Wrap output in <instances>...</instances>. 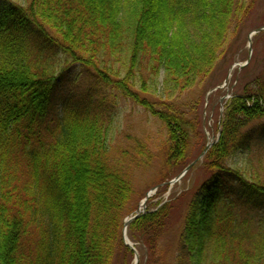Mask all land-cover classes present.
<instances>
[{
    "label": "trees",
    "instance_id": "obj_1",
    "mask_svg": "<svg viewBox=\"0 0 264 264\" xmlns=\"http://www.w3.org/2000/svg\"><path fill=\"white\" fill-rule=\"evenodd\" d=\"M243 3L0 0V264H123L131 257L123 221L135 210V191L130 172L110 160L111 91L167 128L164 168L182 171L200 116L197 102L188 116L180 98L215 73ZM159 83V98L149 99ZM70 87L74 95H66ZM238 87L205 155L209 178L190 199L174 264H202L209 243L211 264H264L263 234L236 224L231 210L218 214L229 199L228 209L264 210V183L228 163L239 152L264 150V74ZM172 207L147 210L128 227L153 264L161 261Z\"/></svg>",
    "mask_w": 264,
    "mask_h": 264
},
{
    "label": "rangeland",
    "instance_id": "obj_2",
    "mask_svg": "<svg viewBox=\"0 0 264 264\" xmlns=\"http://www.w3.org/2000/svg\"><path fill=\"white\" fill-rule=\"evenodd\" d=\"M242 1L244 2L243 12L241 11L238 18L235 19L237 26L231 29L226 53L218 62L215 73L205 83L180 98V103L188 116H190L191 102H197L195 113L200 116V122L194 134L196 136L192 139L187 152L189 163L197 159L199 161H196L184 176L180 177L186 168L182 171H179L180 168L177 167V170L171 171L164 168L167 160L165 156L168 135L167 128L157 117L147 112L143 105H138L119 95L120 92L118 93L117 90H102V94L106 91V94H110L111 91L116 102L115 118L108 136L110 160L121 166L123 170L130 172L135 191L132 205L135 210L127 216L136 211L149 193L151 197L148 199L146 212L147 210L155 211L168 201H171L173 206L169 224L160 237L158 253L162 258L158 264H174L183 229L187 222L190 199L200 190L203 182L209 178L203 164L207 153L203 157L200 155L210 139L219 141L222 130L221 121L228 100L238 91V86L254 79L259 74H264V30L255 34L250 41V35L264 27V0ZM250 43L252 51H250ZM249 58L248 65L237 66V64H246ZM111 65L116 68L120 67L114 61L111 62ZM119 74L123 76L125 73L119 70ZM134 84L135 91L142 94V84L137 80ZM218 86L219 88H217ZM71 89V87L67 89L66 95H74L77 92V87L73 94ZM160 91L159 83L148 93L147 97L151 100L158 99ZM59 113L61 115V111ZM228 163L230 166L243 170L250 181L258 179L264 183V150L262 148L256 147L250 152H239L231 157ZM229 202L230 199L227 203H224V200L220 203L218 214L221 217L231 210V218L236 224L241 223L243 229L250 228L253 233H261L264 236V210H251L237 204H231L228 209ZM127 230V239L131 243V246H128L134 252L128 259L122 258L123 264H136L137 256L139 257L137 264H153L151 260L154 257L148 259L146 246L140 241H132ZM235 231L243 230L235 228ZM124 244L126 245L125 241ZM213 249V244H207L202 264H211ZM116 264H120V262L117 261Z\"/></svg>",
    "mask_w": 264,
    "mask_h": 264
},
{
    "label": "water",
    "instance_id": "obj_3",
    "mask_svg": "<svg viewBox=\"0 0 264 264\" xmlns=\"http://www.w3.org/2000/svg\"><path fill=\"white\" fill-rule=\"evenodd\" d=\"M262 30H264V27L257 29V30L254 32V34H257L258 32H260V31H262ZM254 34H253V35H254ZM253 35H252V34L250 35V41H251ZM249 46H251V43H250ZM250 51H252V46L250 47ZM249 61H250V58L248 59V61H247L246 64H244V65H243V64H237V66L239 65V67H244V66H246V65L248 64ZM232 68H233V67H232ZM217 88H219V86H218ZM215 142H216V141L209 142V143L207 144V147L204 149L203 153H202L200 156L203 157V156L209 151V148H210ZM196 161H199V159H197ZM196 161L190 163V164L187 166V168L184 170L185 172L182 173V174L180 175V177L184 176L185 173L188 171V169L191 168V166H193V165L196 163ZM150 197H151V194H150V193L147 194V195H146V198L142 201L141 205L136 209V211H135L132 215L127 216L126 219L124 220V222H123V224H124V234H123V235H124V241H125L126 245L131 246V243L129 242V239H127L126 230H127L128 226L130 225L131 222H133L134 220H136V219H137L138 217H140L141 215L147 213V212H146V205H147L148 199H149ZM142 207H144V209H142ZM132 246H133V245H132ZM132 248H133V247H132ZM133 249H134V248H133ZM136 256H137V255H136ZM138 259H139V257L137 256L136 264L138 263Z\"/></svg>",
    "mask_w": 264,
    "mask_h": 264
},
{
    "label": "bare ground",
    "instance_id": "obj_4",
    "mask_svg": "<svg viewBox=\"0 0 264 264\" xmlns=\"http://www.w3.org/2000/svg\"><path fill=\"white\" fill-rule=\"evenodd\" d=\"M210 142H212V140L210 139ZM142 209H144V207H142Z\"/></svg>",
    "mask_w": 264,
    "mask_h": 264
}]
</instances>
